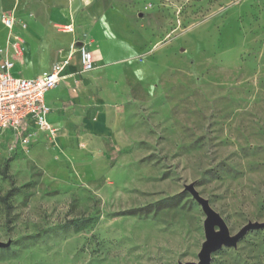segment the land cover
Segmentation results:
<instances>
[{"label": "rangeland", "instance_id": "obj_1", "mask_svg": "<svg viewBox=\"0 0 264 264\" xmlns=\"http://www.w3.org/2000/svg\"><path fill=\"white\" fill-rule=\"evenodd\" d=\"M81 1L73 46L94 67L78 74L94 82L105 68L93 100L102 95L120 139L87 148L71 100L53 133L0 145V264L196 263L206 240L196 198L228 236L264 223V0ZM8 4L3 52L17 36L1 23L15 16ZM209 264H264V227Z\"/></svg>", "mask_w": 264, "mask_h": 264}, {"label": "crops", "instance_id": "obj_2", "mask_svg": "<svg viewBox=\"0 0 264 264\" xmlns=\"http://www.w3.org/2000/svg\"><path fill=\"white\" fill-rule=\"evenodd\" d=\"M0 0L1 6L10 5L15 7V16L25 23V27L16 24L14 33L23 40L24 53L20 59H15L12 49L7 47L0 52V62L7 57L12 63L11 74L22 78H35L48 72L52 65L67 60L63 69V79L57 86L44 95V102L50 108L47 122L54 125L60 115H64L63 107L69 105L70 119L79 124L80 134L88 144L87 148L107 150L105 144L109 140L120 139L119 125L113 124V115L108 113L103 97L95 96V89L105 91L102 87L106 83L105 68L98 74L97 81H91L95 74H78L80 70V56L78 48H74L75 33L56 31L55 25H72L77 20L78 14L82 12L81 0ZM92 9L84 8L86 14H92ZM89 25V24H88ZM86 25V30L89 27ZM75 29V28H74ZM87 32L85 29H81ZM103 37L110 36L106 30H101ZM0 35V47L3 45ZM80 46V45H78ZM96 54V52H94ZM101 62H110L106 54L100 49L96 57ZM77 91L74 93L73 91ZM70 101V102H69ZM29 130L34 131L35 126L29 125ZM116 136V137H115ZM32 140V139H31ZM89 140V142L87 141ZM94 141V143L92 141ZM13 141L12 134L6 131L0 135V145L8 147ZM31 141L29 142V147ZM129 143L121 144L120 148H126ZM19 147H23L19 144Z\"/></svg>", "mask_w": 264, "mask_h": 264}, {"label": "built area", "instance_id": "obj_3", "mask_svg": "<svg viewBox=\"0 0 264 264\" xmlns=\"http://www.w3.org/2000/svg\"><path fill=\"white\" fill-rule=\"evenodd\" d=\"M2 25L10 30L16 25L15 16L2 15ZM22 28L25 25H21ZM62 32L73 33L72 25L59 26ZM7 47L12 52L21 55L24 48L22 39L19 36L9 38ZM5 51V50H4ZM3 53V50H0ZM80 63L82 70L89 72L94 67L93 53L86 49L85 45L78 46ZM67 60L52 65L48 72L35 78L16 77L11 74L13 63L3 57L0 62V135L6 131L11 132L13 141L9 145V151L15 148V143L20 144L23 149L27 148L30 142L29 125L33 124L36 129L49 131L50 124L47 122V115L50 108L44 102V95L53 90L63 79V69L67 65Z\"/></svg>", "mask_w": 264, "mask_h": 264}, {"label": "water", "instance_id": "obj_4", "mask_svg": "<svg viewBox=\"0 0 264 264\" xmlns=\"http://www.w3.org/2000/svg\"><path fill=\"white\" fill-rule=\"evenodd\" d=\"M264 223H249L243 226L233 236H228L223 228L213 230V228H205L206 240L203 242L201 250L198 255V262L196 263H183V264H209L210 255L213 251L220 246H233L245 233L252 229L263 228Z\"/></svg>", "mask_w": 264, "mask_h": 264}, {"label": "bare ground", "instance_id": "obj_5", "mask_svg": "<svg viewBox=\"0 0 264 264\" xmlns=\"http://www.w3.org/2000/svg\"><path fill=\"white\" fill-rule=\"evenodd\" d=\"M196 200L201 205L206 216L204 221L205 228L209 227L213 228V230L215 226H219L221 228L219 217L209 208L207 202L201 198H196Z\"/></svg>", "mask_w": 264, "mask_h": 264}, {"label": "trees", "instance_id": "obj_6", "mask_svg": "<svg viewBox=\"0 0 264 264\" xmlns=\"http://www.w3.org/2000/svg\"><path fill=\"white\" fill-rule=\"evenodd\" d=\"M8 195H9V193H7V194L4 196L3 200H6V198H7Z\"/></svg>", "mask_w": 264, "mask_h": 264}]
</instances>
